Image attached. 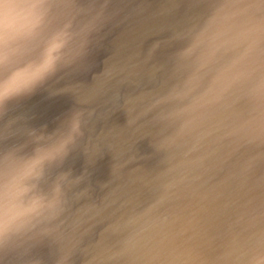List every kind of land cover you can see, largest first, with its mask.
Masks as SVG:
<instances>
[{"label":"bare ground","instance_id":"1","mask_svg":"<svg viewBox=\"0 0 264 264\" xmlns=\"http://www.w3.org/2000/svg\"><path fill=\"white\" fill-rule=\"evenodd\" d=\"M188 1L192 0H48V22L41 42L54 33L65 31L66 44L59 53L54 72L43 81L45 87L39 90L40 83L32 92L19 96L24 99L19 102L15 121L10 117L13 108L0 109V127L13 130L18 120L29 121L31 131L17 132L21 139L15 151L24 155L58 142L68 134L77 116L80 130L69 145L67 155L47 164L40 181V190L49 197L51 193L56 194L59 185V205L54 214L51 212L36 219L22 232L0 244V258L6 248L15 251L27 245L35 249L40 242L51 246L54 264H83L93 258L92 250L104 243L114 241V247L118 249L117 243H121L123 236L122 233L113 235L109 218L117 213V200L124 190L142 191L144 169L168 167L176 161H194L206 146L210 156L208 165L212 166L216 157L221 164H226L228 150L242 135H247L246 141L252 145L262 140L264 98H256L251 89L255 79L264 76V52L243 66L250 75L235 82H221L215 87L227 91L230 83H239L235 92L242 94L238 96L246 95L247 100L243 101L233 96L235 94L220 96L216 91L206 89L235 53H221L202 74L199 85L188 90L185 84L194 71L195 56H186L185 52L214 12L227 8L239 12L242 20H264V0H232V4L229 0H221V6L209 9L204 16L197 18L184 17L190 14L188 10L176 19L163 13L169 4L182 8L189 4ZM157 12L162 14L158 23L150 20ZM168 40L169 44L159 52L158 48ZM54 84L57 91L50 87ZM205 91L211 96L201 95ZM118 94L127 97L112 100ZM210 101L218 102L221 108L256 105L248 134L241 124L235 122L218 133L208 145L214 133L212 126L205 125L197 131L198 125L192 119ZM192 129L199 133L194 136L186 134L184 140H180L182 131ZM31 135L37 138L35 142ZM166 136L180 144L173 147L170 145L174 142L160 141L148 152L128 162L118 164L115 159L124 150L127 153L119 160L130 158ZM97 148L100 151L94 153ZM233 154L237 153L234 151ZM261 155L262 150L257 147L249 156L251 165L243 170L264 182V157ZM244 157L247 156L241 160ZM191 170L189 177L193 180L199 178L197 173L201 170L196 167ZM229 171L215 176L212 189L213 180L209 177L216 172L203 179L195 197L199 201L195 208L187 209L189 205H185L182 191H177L174 197L165 195L164 198H169L166 202L148 195L153 201L149 203L148 199L136 196L135 202L140 204L129 208L130 217L126 221L130 225V232L125 233L130 239L126 241L128 247L143 260L162 259L171 250V255H177L179 259L180 253L186 252L182 254L189 260L188 264H195L188 256L193 250L188 238L203 227L199 212L206 208L219 212L232 208L238 210V216L256 223L264 221V192L263 200L248 198L244 193L234 196L232 189L238 173L230 174ZM65 174H68L67 179L61 180ZM163 184L159 183L157 189H162ZM147 191L152 194V190ZM70 205L75 206V214L66 216ZM169 209L175 212L169 215ZM38 229L43 235L35 237L34 232ZM60 232L64 236V245H55L53 240L60 241ZM263 233H254L251 242L264 237ZM248 242L250 244L247 241L245 245ZM178 247L177 251L175 248ZM239 247L240 252L235 253L232 248L225 251L226 246L220 248L225 255L224 264L253 262L251 254L256 248L250 249L249 257H243V247ZM210 248L204 249L205 254L211 252Z\"/></svg>","mask_w":264,"mask_h":264},{"label":"clouds","instance_id":"2","mask_svg":"<svg viewBox=\"0 0 264 264\" xmlns=\"http://www.w3.org/2000/svg\"><path fill=\"white\" fill-rule=\"evenodd\" d=\"M48 15V0H0V108L7 101L32 92L54 72L67 32L54 33L41 42ZM240 15L221 8L208 17L193 37L185 52L186 56H195L194 71L185 84L186 89L199 85L202 74L221 53L235 55L217 72L209 92L221 82H235L250 75L243 66L264 52V20H242ZM251 91L256 98H264V76L255 79ZM79 130L77 116L68 134L52 145L37 148L30 155L15 150L0 154V244L36 219L55 212L59 205V185L56 194L49 197L40 190V181L47 164L67 155ZM67 177L65 174L60 179Z\"/></svg>","mask_w":264,"mask_h":264},{"label":"water","instance_id":"3","mask_svg":"<svg viewBox=\"0 0 264 264\" xmlns=\"http://www.w3.org/2000/svg\"><path fill=\"white\" fill-rule=\"evenodd\" d=\"M231 1L232 0H229V4L231 3ZM250 1H255V0H250ZM221 2H222L221 0H192V1H188L189 4H187L186 7H182V8L170 6L169 4L167 7H165L166 9L163 13L165 15L166 13H168L166 16L169 15L171 16L170 18L176 19L178 18V16L182 15V13L183 14L186 13L185 10H188V12L191 11L189 12L190 14L184 17H189V16L195 17L196 16L197 18V17L204 16V14L209 9L212 10L215 7L221 6L222 4ZM161 16L162 14H160V12L159 13L157 12L156 14H153L150 17V20L158 23L159 22L158 18L159 17L161 18ZM234 84L230 83L228 85L229 89L227 91H222L220 89H217L218 87L214 88L213 90L216 91L218 95L220 96H224L226 94H230V95L235 94L233 96L242 98V101L243 99L247 100L246 95L238 96L242 94H240L239 92H235L237 88L239 87V83L235 85ZM44 87L45 85L42 81L38 89L41 90ZM50 87L55 89V91H57L56 84ZM207 88L209 87L207 86L206 89ZM206 92L207 91L202 92L201 95L211 96V95H207ZM125 97H127L126 94L124 95L118 94L116 98L113 97L112 100L119 101V100H123V98ZM23 99H24L23 97L13 98L7 101L5 105L2 107V108L7 107V108L14 109L12 114H10L12 121H15V117H16L15 113L19 111V108H20L19 102H22ZM16 124L17 126L13 127L14 128L13 130L0 127V153H3L4 150H8V151L16 150L20 146L19 142H20L21 137H18L17 132H21L22 130L23 132L31 131V129L29 128V121L18 120V123ZM30 126L32 127V125ZM31 138L33 142H35L34 139H37L35 136H32V135H31ZM172 142L174 143L170 146L174 145L173 147L178 146L180 144V143L177 144L175 140H173ZM178 142H181V141H178ZM15 145H16V148L14 147ZM162 148L160 147L159 149H162ZM227 155H230V154L228 153ZM240 155H241L240 153L238 155H235V154L230 155L234 159L231 161H227L226 164H221V162H219L216 157L214 159L215 162H213L212 166H210L207 164L210 156H208V150L205 149L202 151V153L198 155L197 159H195L194 161L193 160L184 161V162L182 161L183 163H181L180 161H176V162H173L168 167L166 166L163 168H159L157 166H151L149 168L144 169V175H143L144 185H143L142 191L140 190V192L139 191L135 192V191H132L130 188H127L126 190H124L120 195L121 198L118 199L117 197L118 200L116 199L117 203L119 202L115 208L117 210V213L111 215V217L109 218V222L111 225V232L113 233V235L117 233H122L121 235L123 236L122 241L121 243H117L120 247L116 249L114 247L116 245L114 241L109 242V243H104L100 245L99 248L97 247L94 248L91 252V254H93V258H91V260H88V261L86 260L85 263L83 264H188L189 260L186 258L185 255L182 254L186 252L180 253L181 256H179V259H178L177 255H174V254L171 255L172 250L169 252V254L167 253L162 259L153 257L150 259L143 260V259L138 258L136 254L134 253V251H132V249L128 247L129 245H127L126 243L127 240H130L128 236L125 235V233L130 232L128 230V227H130V225L128 226V224L126 223L127 219L130 217V215L128 214L129 213L128 210L129 208L136 207L137 203L138 205L140 204L138 201L135 202V197L138 195H140L139 199L146 198L148 199L149 203H151L152 199H150L148 195L153 196L159 201L166 202V200H168L169 198H164V196L165 195L173 196L177 191H182L183 198L185 199V205H189L187 209L191 207L195 208L199 203V201L195 197L198 193V190L201 188V182L203 181V179L205 180L206 178H208L210 173L216 172L214 173V175L211 176V178L209 177V180L210 179L213 180V182L210 184V187L212 189L214 182H216L215 181L216 175L219 176L220 174H225L227 173L228 170H230L231 172H236V171H242L243 169L246 170L249 168V166L251 165L250 161L248 160L249 157H244L243 160H241ZM193 167H196L197 169L201 170L199 173H197V175H199V178H197L196 180H193L189 177L190 175H192L191 168ZM95 175H96V178H98L97 174ZM201 175H202V179H201ZM162 182H164L163 188L157 189V187L159 186V183L161 184ZM211 189L207 191L210 192ZM147 190H152V194H149L150 191H147ZM69 207H68L69 211L65 212L66 216H72L73 214H75V210H74L75 206L70 205ZM207 210L208 209L206 208L205 210H203V212H206ZM169 211H170L169 215L175 212V210L172 211L171 209H169ZM52 214H54V212L51 213V215ZM205 215L209 216L208 214H205ZM221 217H227V215H221ZM235 220L239 221L238 224H235L236 222ZM210 224H211L210 226L211 229L209 228V229H206L205 231H202L201 236L204 238H207L206 241H209V240L212 241L219 248L226 246L224 251L227 250V248L229 249L232 248L233 253L240 252L241 248L239 246H242L243 247L242 252L243 254H245V255H242L243 257L250 256V248L251 246L253 247V244H254V242L253 243L251 242V238L253 234L255 233L257 235V233H260V235H262L261 233L264 232V221L256 223L254 220H251V219L248 220L247 217H243V216H238V219L234 218L233 221H230L227 223H223L219 221L218 224L214 225L213 221H211ZM232 224H235V225H232ZM82 230L83 229H81L80 232ZM32 232L33 231H31L30 233ZM34 233H35L34 235L35 237H39L40 235H43L42 231H40L39 229L35 231ZM76 233L79 234V232H76ZM59 236H60V241L53 240L55 245H57V243L59 245H64V240H63L64 236L62 235L61 232ZM247 241H250V244L248 242V244L245 245ZM40 244L41 245L39 247L38 245H36L35 249L27 245L22 246L20 249H17L15 251L13 250L9 251L6 248L5 253L0 258V263L2 264L3 262H6L5 264L7 263L8 264H54L51 258L52 251L49 249L51 248V246L49 247L48 243H45V242H40ZM235 247L236 249H234ZM175 249H177L178 251L180 247L175 248ZM256 249H257V244H256ZM206 260L201 262V264H211L209 260H207L208 262H205ZM251 264H264V260H260L257 258V260L252 262Z\"/></svg>","mask_w":264,"mask_h":264},{"label":"rangeland","instance_id":"4","mask_svg":"<svg viewBox=\"0 0 264 264\" xmlns=\"http://www.w3.org/2000/svg\"><path fill=\"white\" fill-rule=\"evenodd\" d=\"M169 40L163 43L159 48L158 51H161V48L167 44H169ZM158 45V44H157ZM116 51V50H114ZM153 55V53H152ZM151 56V54H149ZM148 55L146 57H149ZM244 106H235V107H228V106H222L219 107L218 102L210 101L207 102L205 105H203L197 113L194 115L192 122H195L198 125V130H201L205 125H211L213 134L211 136V139L208 143L210 144L211 140H214V137L224 130V128H229L232 124L235 122H238L243 126V131L248 134V130L251 128L249 123L251 124V120L253 118V112L254 106H250L249 108H243ZM190 120H187L186 122H189ZM185 122V123H186ZM182 126H180L178 129H180ZM199 133V132H197ZM196 132H194V129L190 131H182L180 134V140H184V136L186 134L188 135H196ZM246 136L242 135L235 143L233 144V148L231 150H228V153L230 155H233V152L235 151L238 155L241 154L240 157H243L244 155L249 157L252 155V153L255 151L257 147H260L262 150V155L264 157V137L261 141H259L258 144L252 145L250 142L246 141ZM169 141L172 142L173 140L170 139V137L166 136L160 140H158L156 143H154L149 148L145 149L143 152L138 153L134 156H131L130 158H127L125 160H119L120 158H123L127 151H122L119 156L115 159L118 160V164H121L123 162H128V160H131L133 158L139 157L145 152H148L151 150L157 143L160 141ZM214 142V141H213ZM102 146V145H101ZM206 149L208 150V147L206 146ZM100 151V148L95 149L94 153H98ZM246 152V153H244ZM230 155L227 156V160L231 161L234 158H232ZM241 159V158H240ZM120 162V163H119ZM230 174H232L231 171H229ZM238 176L237 179L234 182V186L232 189V194L235 196L239 193H244L248 198H258L260 197L263 200L262 193L264 192V182L262 180L256 178L251 172L249 171H237ZM250 174V175H249ZM249 175V176H248ZM52 196L54 193H51ZM252 200V199H251ZM249 200V201H251ZM228 208V207H227ZM202 218V225L203 227H199L197 229V232L192 237L188 238V241L192 243L193 250H191L188 253V256L191 257L192 262H196L195 264H201L204 260H209L211 264H224L225 255L220 248L213 243L212 241H206L207 238H204L201 236V232L205 231L206 229H209L211 226V221H213L214 225L218 224L219 221H225L230 222L233 221L234 218L236 219L238 216V210L236 209H228V211H215V210H207L206 212H199L198 213ZM205 214H208L209 216H206ZM221 215H227V217H221ZM219 220V221H217ZM236 221V220H235ZM211 229V228H210ZM257 249L253 251V254H251V260L254 262L258 259L264 260V237L260 238L258 241L254 242L253 249ZM207 247H211V252L209 254H205L204 249ZM252 249V246L251 248ZM263 249L261 252L259 250ZM205 262H208V261Z\"/></svg>","mask_w":264,"mask_h":264}]
</instances>
